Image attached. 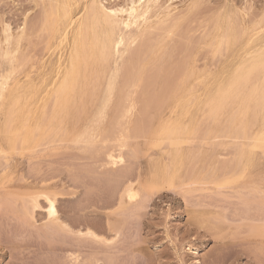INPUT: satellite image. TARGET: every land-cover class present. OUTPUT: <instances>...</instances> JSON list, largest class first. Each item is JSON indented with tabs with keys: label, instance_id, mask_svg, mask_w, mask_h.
I'll return each instance as SVG.
<instances>
[{
	"label": "rangeland",
	"instance_id": "rangeland-1",
	"mask_svg": "<svg viewBox=\"0 0 264 264\" xmlns=\"http://www.w3.org/2000/svg\"><path fill=\"white\" fill-rule=\"evenodd\" d=\"M48 1L50 2V0H0V74L4 72H10V63L8 59L3 56V52L7 48L14 50L13 54L14 56H16L14 66H19L10 74V84L14 82L15 77H18L23 78L22 80L24 81H27L28 79L37 80V82L39 83L44 81L43 87H45L46 84L49 83L53 78H57V80L61 78L60 74L57 76V63L60 62L62 64H66V62L68 61V56L73 46L72 36L70 35L69 38L64 41V43L60 46L58 36L54 39L49 38V32L47 28L42 25V17L44 16V12L46 11V9H48V6H50L48 4ZM79 1L80 2L78 6L75 8L76 18H79L84 13V8L92 2V0ZM99 1L106 8L111 9L123 7V5L126 6L132 0ZM193 1L198 2V5L196 7V13H198V18L202 13H204L206 17L209 16L210 19L218 17L220 14L231 13L238 20V22L241 21V19H246L247 22H249L248 19L250 20V22H252L253 20L264 21V0H160V4L163 5V9L157 12L153 11L150 15V18H148L147 22H140V26H144L143 29L145 30L147 29V35L145 34L143 36H140L139 39L134 41L131 37L132 34H135V32H137L135 29V25L129 29L123 27L122 24L116 25V37L122 36L124 37L125 41L127 40L126 43L129 44L128 51L124 54H121L117 52L116 48L114 47L116 52L114 51V49H112V56L110 58L109 64H104V62L100 59L95 60L96 63H93V61L92 63L86 65V68L84 70L85 78L83 77V80L86 83L87 87L84 93L82 94V97H80L82 98V100L79 99L80 101L77 103L74 102V104L73 101H75V99L69 101L68 108L63 109L62 112V108L60 109V107L57 108L54 106L53 109L55 110L53 111H57L58 114L61 113V115L57 114V116L55 115V113L52 112V106L49 102L48 105L50 106L48 107H51V111L48 108L45 113L49 110L50 112H52L50 114H54L51 121L49 119L52 116H50L49 114V117L48 112L47 115H44L45 113L43 114L44 116H46H43L44 118L40 113L41 111L37 110L33 112L36 117V121L39 118L41 121L42 118H47V120L45 119V121H47L45 123V126L43 123L45 122L44 120L41 124V121L39 122L40 126L38 125L37 128H40L39 130L36 129L38 131L35 138V135L33 134L35 127H33L34 129L30 131V134L29 126L28 134L30 135H27L32 137L28 138L27 136V143L24 144L25 142H23L22 138L25 134L24 131L27 129H25L26 126H24L23 123H19L21 121V117L25 118L29 116L27 104L31 103L32 100L27 102L25 101L27 98H24L18 102V105H16L15 108L10 105V102H6L3 105L4 107H1L2 111L0 109V179L2 177L4 178L1 179V181L3 182H0V264H69L68 257L73 249L71 247L72 243L70 242L71 240H73L71 238L72 234L70 232L68 234V231L66 230L60 231L57 226L55 227L54 224H50L51 221L47 220L48 215L46 209L48 206V201H46L47 199H45L46 197H44L43 195V197L40 196L42 192H49L52 195L54 192L56 194V204L60 213L61 220L66 221L74 228H77L74 226L75 224H80L78 223V221L81 222L87 220L92 223L91 225L94 224L98 227L96 228V226H94V228L92 226V228L95 231L99 232L101 236L112 237L115 234V231L112 233L107 231V228L105 230L103 228L108 227L109 224H112L111 226L116 230L118 228L117 225L120 226L121 232L118 235V238L116 239L117 245L114 244L116 245V248L115 246L112 249L109 248L112 250H110L112 252V256H110L109 258L112 257L113 259L108 258L109 262H107V264H264V237H261L264 236V233L259 234V231L262 232V229H264H261V224H263L264 226V145H261L263 148L259 147L258 149H254V151L256 152L255 160L250 164L247 163L246 160H239V156L237 154L238 146L236 144L233 145V143L230 142V138L225 139L221 137L213 141V143L209 141L207 143L204 142V144H199L196 146V143H200V140L196 139L199 141L196 142V140H194L190 142L188 126H185V124H187L186 106H188L187 90L189 85V78H187L189 65H186V55H189V51L183 44V34L184 31L187 32L189 29L188 25H190L189 19L191 17L190 6ZM63 2L65 1L59 0V3L61 5ZM107 5H109V7ZM209 6L211 8H209ZM169 7L173 8L174 10L172 11L171 15L168 16L166 9ZM240 7L242 10L240 9ZM255 9L257 12L254 11ZM175 10H178L176 11V14L179 13L177 14L179 16L174 18L172 14L176 15ZM204 10H206V12ZM242 11L244 13H242ZM252 13H254L253 15L255 18L251 20L253 16L250 14ZM170 19L174 21V23L170 22ZM161 20H163V22H161ZM187 21L189 24L187 23ZM166 23H169L170 27L168 28L171 29L175 25H177L176 30L178 33L175 30L173 32L174 36L172 32L169 34L170 36L167 34H163L165 31L168 30ZM26 24L28 25V27H26ZM44 32L47 36V39ZM180 32H182V34H179ZM8 34L11 35L9 42L5 41ZM175 34H179L177 35V38ZM161 35H167V41L165 42L164 47L161 48L158 52H156L157 54H154V56L156 55L155 58H157L158 64L160 62L161 63L158 65L156 64V62L153 65H155V67L156 65H158L159 69L164 66V68H162L163 70H158V67L154 68L152 64V66L149 65L147 67L148 69L150 66L153 70L156 69L155 78L158 77V79H153L155 81H152L153 75L151 74V77L148 78L146 82L143 81L140 86L134 87L135 80L133 79L134 75L136 74V71H133V69L137 67V65H135L134 67V64L138 62V53L136 52L137 56H133L135 52L130 55V50H132L131 48H133L134 50L139 45L141 46L142 43V45H146L147 41L148 43L150 42V39L155 40L153 42H156L157 39H155V37L159 38V36ZM168 36L175 37L176 41L173 37L169 39ZM43 37L46 39L45 44H43ZM145 37H148L147 40L145 39ZM182 39L183 41H181ZM144 40H146V42ZM152 40L151 43H149L150 45L147 43L149 45V49L151 48V45L155 44L152 42ZM171 40L173 41V43H175V47L172 43H170ZM25 44L28 47H26ZM168 44L170 45L168 46ZM177 45H179L180 47ZM122 48L123 47H120V49ZM164 50H166L167 53L166 51L164 52ZM135 51H137V49H135ZM150 52L148 54H150ZM207 52L208 54H210L209 56ZM128 54L132 56L130 57L131 59L128 58ZM148 54L147 56H149ZM161 54H164L165 56L162 57ZM168 54L170 57L167 56ZM22 56L23 58H21ZM217 56L218 55L212 56L210 49L207 50V47L201 48L197 55L198 68H202L206 62H211L213 59H215V57L217 58ZM160 57L162 58V61L158 59ZM166 59L168 60L165 61ZM28 60L30 61L28 62ZM134 61L137 62L132 63ZM43 62H45V64L47 65V70L42 68ZM128 64L130 66L132 64L133 66L127 68L126 65L129 66ZM165 66H169L167 70ZM183 66L184 68H180ZM151 67L149 69V72H151L152 70ZM185 68H187L186 73H184L186 70ZM168 70H171V73L175 72L176 76L174 74L172 75L170 71L169 74H167ZM46 71L48 72V74H46V79H43V74L46 73ZM132 71L134 74L132 73ZM179 71L180 77H178ZM124 72H126V74H124ZM128 73L132 74L128 76ZM152 73L154 74V71ZM27 74L30 75L29 78L26 76ZM170 74L175 77L172 78ZM183 74H185V76H183ZM94 76H96V79L94 78ZM127 76L131 82H128L129 79L126 80ZM181 76L182 78L184 77V79H182ZM162 77L166 79H163ZM97 79L98 84H96ZM149 79L152 82H155L153 84V86L155 85V87H153V92L157 90V92H160V94L162 93L163 89L164 91L168 90L166 88H169V86L173 84L172 81L175 80L173 84L175 86H171L172 88H170L171 92L169 89V91L167 92L170 93H166L168 99L166 100V98H164L163 100V98H159V100H161L163 104H161V101L157 103L158 96H154L155 93L152 95L150 94V91H152V86L150 84L152 83H150ZM168 79L171 80L172 83L169 82ZM108 81L114 82V88L113 90H111V100L108 103L107 110L105 111L104 116H101L99 114V108L105 101V97L107 95V87L109 85ZM135 82L137 83V81ZM179 82H182V84ZM148 83L149 86H151V90L150 88H147L149 89L147 90L144 87ZM128 84L131 86H128ZM96 86L97 88H95ZM174 90L176 93L174 92ZM137 91H139V93ZM173 93H175L174 97ZM131 94L132 97H130ZM136 94H139L137 100H135L137 96ZM149 94L150 96H148ZM164 94L165 93H163L162 96L165 97ZM141 95L143 98L141 97ZM179 95L180 98L182 97L181 99H178ZM147 96L150 98V100ZM125 98L127 99V101ZM128 98L132 102L129 101ZM120 100L121 102L118 104L121 105V108L118 110L119 105L117 104V102H119ZM165 100L166 102H164ZM176 101L178 102L176 104L177 106L175 105ZM133 102L136 104H134L135 108L132 110L133 114L131 113L129 116L126 117V108ZM81 104L82 108L80 109ZM161 105H164L163 108H161ZM147 106L149 108H147ZM172 106L176 107L177 109H173ZM7 107H9L10 109ZM75 107L76 109L80 110L77 111L81 112L79 115L77 114ZM11 108L12 110H14V114H16L19 119L18 121L16 120V124L13 123L12 125H9V117H7V112L11 113ZM116 108V111L121 115L117 114L116 112L115 114H117L118 116H113ZM157 109H159V112ZM141 110L143 111L142 113H145V111H149L146 112V114H152L153 119L152 117H149L152 121L145 120L144 122V114L142 115L143 117H141ZM170 110L172 112H170ZM17 111H19L18 115ZM25 113L28 114L23 117ZM123 113L125 115H123ZM32 116L33 115H30V117L28 118L32 119ZM55 116L56 120L54 119ZM134 116L136 118H134ZM96 117H98V119L100 120H97ZM115 117L118 118L115 119ZM111 118H113V121L110 122ZM128 118L130 120H127ZM141 118L143 119V121L141 120ZM171 118H175L177 122H175L173 126L167 124V122H169ZM60 119L62 120L60 121ZM118 120H122L121 123ZM49 121L51 123H49ZM52 121H54V123H52ZM59 121H63L62 128L60 125L61 123ZM48 123L50 124L49 128ZM149 123H151V126L147 125ZM114 124L115 128L112 127ZM21 125H23V128L21 130L19 128L18 130L15 129V131H12L14 130L13 127H21ZM140 125H142L141 128H139ZM163 125L168 127V130L166 129L167 131L172 132V134L169 133V135H171V138L170 136H168L167 132V134H165L163 131V133L167 135L168 138L165 135L162 136V134L156 133L159 132L160 129H162L161 127L166 128ZM5 126L8 127V130L6 131L9 135H11L13 132H16V136L15 133L13 134L14 136H12V138H17L15 141L16 143L14 141L10 142L11 145L13 142L15 143V146L13 144L15 148V154L12 153L14 152L12 151V149H9L12 148V146H9L10 143L8 141H10L12 138H6L5 135L7 133L5 131ZM46 126L48 128L46 130H49L48 133L45 130ZM120 126L123 127L119 128ZM147 126L150 128H146ZM170 126L171 128H169ZM10 127L11 129L9 130ZM58 127H60L58 129L60 130V137L58 136L59 132L54 130ZM136 127L138 130L136 129ZM159 127L160 129H158ZM184 127H186V129ZM144 128L146 129V131ZM109 129L116 130L112 131ZM139 129H142L144 133L143 131H139ZM154 130L156 131L153 133L151 132V136L150 131ZM10 131H12V133H10ZM52 131H55V133H52ZM110 131L114 132L113 136H111ZM147 131L148 133H146ZM20 132L22 133L19 136ZM78 132V136L80 137V139L75 136V134H77ZM86 132H89V135H87ZM177 132L179 133L178 135ZM61 133H63V136L61 135ZM106 133L108 134V136H106ZM104 134H106L104 137L107 140L105 141L104 138L103 141L105 142L100 139ZM109 134L111 137L109 136ZM146 134L148 135L146 136ZM155 134L159 136L157 137V135ZM45 135L46 137H44ZM118 135L120 137H118ZM74 136L76 137V139L78 138L79 140L74 141ZM140 136L142 138H140ZM51 137H53L54 139L55 137H58L56 138L58 139V141L56 139L55 141H61L59 143H49L51 139H53ZM71 137H73L74 140L71 139ZM85 137H87L88 140L90 137V140H93L94 138V142H99L103 145L100 144L99 146V144L97 143L98 145L96 144L95 146V143H91L93 141H88L87 138L86 140L89 144H85L84 141L87 142L85 139H83ZM157 138H159V141L160 138L164 139L165 142L164 140L162 141V139L161 141L165 144L159 142ZM46 139L47 141H49L47 144H45L44 142L46 141ZM70 139L74 143V145L69 141ZM124 139L127 140L125 141ZM122 140H124V142ZM172 140L173 146H169L168 144H170L169 142L172 143ZM174 140H179L177 141V143L181 144L182 142L183 144H181L180 146H174L176 145V142ZM144 141L147 142L146 145H144ZM148 141H151L153 144L158 141L160 145L162 143V146H168H161L160 148L157 147L155 149L154 147L156 146H154L153 144H150L153 147L147 145L149 144ZM42 142L45 147L43 146L42 149L41 145L40 149L39 144ZM79 142H83V145L88 144L90 146L89 148L91 149H89L87 146L84 147L81 143L79 144ZM158 142L155 144H158ZM166 142H168V144ZM216 142L218 144H216ZM109 143H112L113 145ZM123 143H126L124 144L125 146H122ZM92 144H94L95 146H93L95 151L92 150ZM215 144L217 147L215 146ZM107 145H109L110 148H108ZM232 145L234 147H232ZM34 146L36 148L38 147L39 149H35L36 151H34ZM139 146L140 149L138 148ZM145 146L147 147V149L145 148ZM17 147L19 148L18 150ZM24 147L27 150H25ZM126 147L128 148L127 151H130L129 153L126 151ZM129 147L131 148V150ZM61 148L64 149L61 150ZM87 148L88 150H90V153H86L88 151L84 150ZM101 148L102 150H104L103 152ZM114 148H117L115 149L116 151L114 150ZM48 150H50V152ZM122 150L125 151L123 152ZM132 150H134V153ZM137 150H140V152H137ZM143 150L145 152L146 150H148L147 154L143 152ZM114 151L116 152V154L119 153V155H116L115 158L117 156L120 157V153L122 158L118 159L117 157L115 159L113 157V159H109L108 153H113L112 155L114 156ZM21 152L23 153V155L21 154ZM11 153L13 155H11ZM262 153L263 155H261ZM19 154L22 156H20ZM160 155H162V157ZM167 155L169 156L166 157ZM115 161L118 162L115 163ZM169 166L170 168H167ZM243 166H245L246 170L245 168L243 169ZM202 167H204V169H202ZM227 170H229V172ZM218 172L220 173L219 176ZM222 172L223 174H221ZM240 175L242 176V178H240ZM197 177L199 179H197ZM234 177L239 178L238 180L235 179L237 182L231 181L232 179H234ZM204 178L205 180H203ZM227 178L229 179L230 183L229 181H227L228 183L224 184L223 181ZM144 179L145 181H143ZM197 181H200L202 184L198 183ZM131 182L132 187L137 188V190L135 191L138 192V195L135 198H131L126 193V188L128 186H131L129 184ZM188 182L190 185L187 186L186 183ZM195 182L197 183L192 186L191 183ZM203 182H206V184L208 183L206 185L207 187L205 186V184H203ZM238 182L239 184H246H242L244 186H236L237 184L234 186V183ZM167 183H169L168 186ZM217 183L219 185L223 183L224 185L222 186L221 184V186H218ZM118 184L121 187L115 186ZM160 185H162L163 187ZM184 185L186 186L184 187ZM226 185L228 186L226 187ZM159 186L160 188H158ZM230 186H232L233 188H229ZM256 188L257 190H259L260 188V191L254 190ZM240 190L242 191V193ZM39 192H41V194H39ZM261 192L263 193V197L261 196ZM31 194L33 195V197H37V194H39V207L41 208L34 207V198H32V196H29ZM124 194L126 195L125 197H127L126 199H129V203H127L128 200H125ZM13 195L17 196L15 197ZM121 195L125 203H123L124 201L122 200ZM256 199L258 201L262 199L261 203H259ZM31 201H33V203ZM122 203L124 204V206ZM48 219L50 218L48 217ZM258 224H260V226ZM252 234L254 235L252 236ZM98 243L101 245L99 246ZM102 243L101 241L94 243L92 242L93 246L92 248H90L92 253H98L100 257L103 256V253L105 254L106 250H103V248H105L107 244L104 245L105 243ZM95 244L96 246H94ZM117 249L119 251L118 254H116ZM89 252L90 251L86 249L85 254H89ZM111 260H113L114 262H111ZM100 264H103V262L101 261Z\"/></svg>",
	"mask_w": 264,
	"mask_h": 264
},
{
	"label": "bare ground",
	"instance_id": "bare-ground-1",
	"mask_svg": "<svg viewBox=\"0 0 264 264\" xmlns=\"http://www.w3.org/2000/svg\"><path fill=\"white\" fill-rule=\"evenodd\" d=\"M61 1V0H60ZM65 2L62 3V5L59 3V0H50V2L48 1V4L50 6H48V9H46V11L44 12V16L42 18L43 20V23L42 25L47 28L48 32H49V38L50 39H54L56 38L57 36L59 37V46L62 45L64 43V41H66L69 36L71 35L72 36V43H73V46H72V49L69 53V56H68V61L66 62V64H62L60 62L57 63V69H58V72H57V76L60 74L61 75V78L59 80H57V78H53L49 83L46 84L45 87H43V82L39 83L37 82V80H34V79H28L27 81H24L22 80L23 78H18V77H15L14 78V82L12 84H10V81H9V78L11 77V73L17 69L19 66L18 65H15L14 66V63H15V60H16V56H14V50H11L9 48L5 49L4 52H3V56L6 57L10 63V72L6 73H2L0 74V109L1 107L6 103V102H10L11 106L12 107H16V105H18V102L24 98H27L25 101H31V103L27 104V110H28V113H25V115L23 117H25L27 114L29 116L25 117V118H22L21 117V121L19 123H23L24 126H26L25 132L24 131V137L22 138L23 139V142H25L24 144L27 143V140L28 138L32 137V136H28L31 134V130L34 129L33 127H35L34 129V132L33 135L34 138L36 137V134H37V131L39 130L38 125H39V122L41 121L40 118L37 119L36 121V117L35 115L33 114L34 111H41L40 113L42 114V117L44 115H47V112H48V116L50 113H55V115L57 116L58 112L56 111H53L55 109V107L59 108L60 109L62 108L61 112L63 111V109H67L68 108V105H69V101H72L73 99H75V101H73V104L74 102L77 103L79 102L80 100H82V94L84 93L85 89H86V83L84 82V78H85V74H84V70L86 68V65L92 63H96L95 60H102L104 62V64H109L110 62V58L112 56V49H114V47L116 48V51L121 53V54H124L125 52L128 51V46L129 44L126 43L124 37L122 36H119V37H116V33H115V27L116 25L118 24H122L123 27H125L126 29H129L131 28L132 26H136V31L135 34H132V37L133 40H137L139 39L140 36H143V35H147L146 31L147 29H143L144 26H140V22H147L148 21V18H150V15L151 13L154 11H161L163 9V5L160 4V0H132L130 3H128L126 6L123 5V7H117V8H111V9H108L106 8L99 0H92V2L87 5L85 8H84V13L79 17V18H76V15H75V8L78 6L79 4V0H64ZM84 1V0H83ZM88 1V0H87ZM105 1V0H104ZM178 1V0H177ZM223 1V0H222ZM239 1V0H238ZM41 2V1H40ZM55 2V3H54ZM165 2V1H164ZM229 2V1H228ZM234 3V2H233ZM108 4V3H107ZM61 5V6H60ZM122 5V4H121ZM198 5V2L197 1H193L191 3V6H190V13H191V17L189 19L190 21V25L189 26V29L188 31H184V46H186V49L189 51H187L189 53V55L187 57V62H186V65L188 64L189 65V70H188V77L189 78V85H188V106L187 107V111H186V116H187V121L185 124V126L187 125L188 126V134H189V140L190 142L196 140V139H199L200 140V143H196V146L199 145V144H204V142H209L211 141L213 143V141H215L216 139L218 138H230V142L234 144H236L238 146V156H239V160H246L247 163H250L253 162L255 160V156H256V152L254 151V149H258L259 147H262L261 145H264V21L262 20H259V21H255L253 20L252 22H250V20L248 19L249 22L246 21V19H241V21L238 22V20L231 14V13H225V14H220L218 17H215V18H209L206 17V15L204 13H202L200 15V17L198 18L197 17V14L196 13V7ZM234 5V4H233ZM246 5V4H245ZM260 5V4H259ZM83 6V5H82ZM109 7V5H107ZM207 6V5H206ZM214 6V5H213ZM212 6V7H213ZM247 6V5H246ZM226 7V6H225ZM237 7V6H236ZM254 7V6H253ZM209 8H211L209 6ZM233 8V7H232ZM235 8V6H234ZM184 9V8H183ZM201 9V8H200ZM199 9V11H200ZM241 9V7H240ZM262 9V8H261ZM174 9L173 8H167L166 11H167V15H171L172 11ZM186 10V9H185ZM202 10V9H201ZM242 10V9H241ZM176 11L178 10H175V14H176ZM203 11V10H202ZM206 12V10H204ZM255 12L256 9L254 10ZM252 12V11H251ZM254 12V13H255ZM261 12V11H259ZM183 13V12H181ZM242 13H244L242 11ZM254 13L250 14L252 15L253 17L251 18V20L254 17ZM78 14V12H77ZM179 14V13H177ZM174 15V18L179 16V15ZM237 14V13H236ZM260 14V13H258ZM80 15V14H79ZM161 15V13H160ZM257 15V14H256ZM255 15V16H256ZM40 16V17H41ZM246 16V15H244ZM242 17V16H240ZM251 17V16H250ZM249 18V17H248ZM172 19V18H171ZM170 19V20H171ZM199 19V20H198ZM35 21V20H34ZM39 22V21H38ZM161 22H163V20H161ZM172 23H174V21H170ZM169 22V23H170ZM169 23H166L167 25V28L170 27L169 26ZM170 23V24H172ZM188 23V21H187ZM196 23V24H195ZM198 23V24H197ZM189 24V23H188ZM27 25V24H26ZM173 25V24H172ZM28 27V25L26 26ZM43 27V29H44ZM166 27V26H164ZM24 28V27H23ZM177 28V25H175L172 29L171 28H168L171 29V30H167L165 31L163 34H167L169 35L171 32L173 33ZM187 28V26H186ZM28 29V28H27ZM163 29V28H162ZM160 30V29H159ZM158 30V32H159ZM179 30V29H178ZM42 31V30H41ZM157 31V29H156ZM162 31V30H161ZM199 31V32H198ZM46 32V31H45ZM44 32V34H45ZM177 32V30H176ZM198 32V33H197ZM152 33V32H151ZM178 33V32H177ZM200 33V34H199ZM14 34V33H13ZM153 34V33H152ZM151 34V35H152ZM179 34H182V32H180ZM177 34V35H179ZM199 34V35H198ZM27 35V34H26ZM166 35V36H167ZM176 35V34H175ZM176 35V38L178 37ZM198 35V36H197ZM3 36V34H2ZM46 36V34H45ZM44 36V37H45ZM166 36L165 35H161L159 36V38H156V42H153L155 40H152L150 39V42L151 43V40L153 43V45H151V48L149 49V43L147 41V44L146 45H142L139 47L138 46L137 48V51H135V49L133 50V48H131L132 50L131 51V54L134 53L133 56H135L137 53H138V62L137 61H134L132 63H135L137 62L136 64H134V67L135 65H137V67H135L133 69V71H136V76L134 75V79L135 81H137V83L134 81V87L136 86H140L142 84L143 81L146 82V80L148 78H150L151 74L153 75V78H152V81H155L158 79V77L155 78V70L156 69H152V65L155 64L158 60L157 58H155L154 54H157L156 52H158L161 48L164 47L165 45V42L167 41L166 39ZM170 36V35H169ZM168 36V37H169ZM173 36H174V33H173ZM171 36V37H173ZM43 37V38H44ZM169 37V39L171 38ZM11 38V35L8 34L5 41H8L10 40ZM148 38V37H147ZM147 38L145 37V39L147 40ZM176 41V38L173 37ZM172 38V40H173ZM182 38V37H181ZM3 39V37H2ZM2 39H1V42H2ZM46 39H47V36H46ZM46 39L44 38V43H46ZM49 39V40H50ZM71 39V38H70ZM180 39V38H179ZM146 40H144L146 42ZM171 40L170 43L173 44V46L175 47V43H173V41ZM42 41V42H43ZM183 41V39L181 40ZM179 41V42H181ZM41 42V41H40ZM144 42V43H145ZM27 43V41H26ZM29 43V42H28ZM133 43V42H132ZM131 43V45H132ZM180 44V43H179ZM42 45V44H41ZM71 45V44H70ZM170 44H168L169 46ZM26 46V44H25ZM179 46V45H177ZM28 47V46H26ZM120 47H123L122 49H120ZM172 47V45H171ZM180 47V46H179ZM204 47H207V50L210 49L211 53H212V56H217V58L215 57V59H213L211 62H206L203 67L201 68H198L197 66V55H198V52L200 51L201 48H204ZM140 48V49H139ZM166 48V46H165ZM151 51H149V50ZM45 51V50H44ZM68 51V50H67ZM115 51V49H114ZM115 51V52H116ZM166 50H164L165 52ZM204 51V50H203ZM21 52V51H20ZM137 52V53H136ZM150 52V54H148ZM163 52V53H164ZM46 53V52H45ZM130 53V52H129ZM167 53V51H166ZM165 53V54H166ZM169 53V52H168ZM206 53V52H205ZM116 54V53H115ZM147 54L149 56H147ZM172 54V53H171ZM208 54V52H207ZM206 54V55H207ZM25 55V53H24ZM128 54V58L131 59L130 56ZM162 57L165 56L164 54H161ZM160 55V56H161ZM204 55V54H203ZM210 54H208L209 56ZM147 56V57H146ZM169 56V54L167 55ZM25 57V56H24ZM57 57V56H56ZM63 57V56H62ZM170 57V56H169ZM168 57V58H169ZM185 57V58H186ZM23 58V56L21 57ZM211 58V57H210ZM124 59V58H123ZM159 60L162 61V58H158ZM170 59V58H169ZM201 59V58H200ZM24 60V59H23ZM38 60V58H37ZM168 59H166L165 61H167ZM184 60V59H183ZM215 60V61H214ZM30 60H28L29 62ZM170 61V60H169ZM168 61V62H169ZM186 61V60H185ZM26 62V61H24ZM26 62V63H28ZM41 62V61H40ZM39 62V63H40ZM65 63V62H64ZM161 63V62H160ZM159 63V64H160ZM183 63V62H182ZM181 63V65H182ZM152 64V65H151ZM158 64V62L156 63ZM158 64V65H159ZM165 64V63H164ZM129 65V64H128ZM149 65H151V69L154 71V74L152 73L153 71L151 70V72H149V69L147 68ZM158 65H153L154 68H157ZM169 65V64H168ZM180 65V64H179ZM177 65V66H179ZM187 65V66H188ZM22 66V65H21ZM52 66V65H51ZM102 66V65H101ZM131 66H133L131 64ZM130 65L126 67L129 68L131 67ZM161 66V65H160ZM176 66V68H177ZM186 66V67H187ZM47 65L45 64V62L42 63V68L43 69H46ZM169 66H165L166 70ZM137 68V69H136ZM164 68V66L162 67ZM160 68V69H162ZM180 68H184L183 67H180ZM179 68V69H180ZM33 69V68H32ZM148 69V70H147ZM159 67H158V70H160ZM185 72H187V68H185ZM47 70V69H46ZM128 70V69H127ZM132 70V69H131ZM157 70V71H158ZM163 70V69H162ZM165 70V69H164ZM175 70V69H173ZM126 71V70H124ZM132 71V73H133ZM169 71L170 73L172 72L171 70H168V73L169 74ZM131 72V71H130ZM161 72V71H160ZM158 72V73H160ZM183 72V71H182ZM104 73V72H103ZM130 73V74H132ZM162 73V72H161ZM46 74H48V72L46 71V73L43 74V79H46ZM116 74H117V71H116ZM124 74H126V72H124ZM128 73V76L130 75ZM134 74V73H133ZM172 75L174 74L176 76V73H171ZM170 74V75H171ZM95 75V74H94ZM158 75V74H157ZM171 75V76H172ZM28 78L30 77L29 74L26 75ZM55 76V77H57ZM127 76V79L128 78ZM174 76V77H175ZM183 76H185V74H183ZM84 77V78H83ZM96 76H94L95 78ZM124 77V76H123ZM131 77V76H130ZM166 77V76H165ZM170 77V76H169ZM172 76V78H174ZM178 77H180V71L178 73ZM163 79H166L164 77H162ZM171 78V79H172ZM182 78V76H181ZM186 78V79H187ZM96 79V78H95ZM155 79V80H153ZM177 79V78H175ZM179 79V78H178ZM184 79V77L182 78ZM169 80V79H168ZM150 84L152 86V91H150V94H154V96H158L157 97V103L160 102L163 98H166V100L168 99L167 98V95L166 93H170L171 92V89L172 87H174L175 85L174 84V81L173 80V84L171 86H169V88H166L168 90H165L163 89L162 93L160 94V92L158 93L157 90L153 92V87H155V85L153 86V84L155 82H152L150 79H149ZM147 81V82H149ZM163 81V80H162ZM165 81V80H164ZM183 81V80H182ZM109 82V85L107 87V95L105 97V101L102 103V105L100 106L99 108V114L101 116H104L105 114V111L107 110V107H108V103L110 102L111 100V90H113L114 88V82L113 81H108ZM126 82V81H125ZM128 82H131L130 79ZM169 82H171V80H169ZM171 82V83H172ZM177 82V81H176ZM175 82V84H176ZM127 83V82H126ZM164 83V82H162ZM182 84V82H179ZM98 84V79H97V83ZM148 85V86H147ZM145 85L144 87L147 89V88H150L151 90V86H149V83ZM180 85V84H179ZM101 86V85H100ZM99 86V87H100ZM128 86H131L128 84ZM147 86V87H146ZM177 86V84H176ZM179 87V86H178ZM177 87V88H178ZM93 88V87H92ZM97 88V86L95 87ZM139 88V87H137ZM164 88V87H163ZM100 89V88H99ZM160 89V87H159ZM158 89V90H159ZM161 89H162V84H161ZM160 89V91H161ZM170 89V92H167L169 91ZM180 89V88H179ZM178 89V90H179ZM130 90V89H129ZM149 90V89H147ZM133 91V90H132ZM135 91V90H134ZM177 91V90H176ZM127 92V91H126ZM139 93V91H137ZM152 92V93H151ZM158 94H157V93ZM175 92V90H174ZM94 93V92H93ZM122 93V92H121ZM129 93V92H128ZM131 93V92H130ZM134 93V92H133ZM145 93V91H144ZM165 93V97L162 96V94ZM176 93V92H175ZM173 93V97H174V94ZM125 94V93H124ZM142 94V93H141ZM150 94L148 96H150ZM126 95V94H125ZM137 95V94H136ZM160 95V96H159ZM139 94L136 96V99L137 100ZM147 96V97H148ZM170 96V95H169ZM168 96V97H169ZM132 97V94L131 96ZM142 97V95H141ZM146 97V98H147ZM153 97V96H151ZM178 97V96H177ZM143 98V97H142ZM149 98V97H148ZM182 98V97H181ZM180 98V95H179V98L178 99H181ZM29 99V100H28ZM80 99V100H79ZM126 99V98H125ZM129 99V98H128ZM154 99V98H153ZM156 99V98H155ZM176 99V98H175ZM133 100V99H132ZM150 100V98H149ZM166 100L164 102H166ZM127 101V99H126ZM129 101H131L129 99ZM179 101V100H178ZM50 102L51 106H52V112L51 111V107L49 108L48 106V103ZM52 102V103H51ZM117 102V101H116ZM121 100L118 103H120ZM125 102V100H124ZM123 102V104H124ZM132 102V101H131ZM54 103V104H53ZM178 102L176 101L175 105L177 104ZM79 104V103H78ZM116 104V105H117ZM127 104V103H126ZM130 104V103H129ZM135 103H131L127 108H126V117L129 116L131 113L133 114L132 110L135 108ZM147 104V103H146ZM161 104H163V102L161 101ZM165 104V103H164ZM9 105V107H10ZM24 105V104H23ZM119 105V104H118ZM117 105V106H118ZM160 105V104H159ZM25 106V105H24ZM121 105H119L118 107V110L121 108L120 107ZM125 106V105H124ZM123 106V107H124ZM127 106V105H126ZM162 106V105H161ZM164 106V105H163ZM163 106L161 108H163ZM177 106V105H176ZM4 107V106H3ZM7 107V108H9ZM78 107V106H77ZM116 107V106H115ZM160 107V106H158ZM157 107V108H158ZM49 108V110L45 113V111ZM82 108V104H81V107L80 109ZM147 108H149L147 106ZM159 108V109H161ZM173 109H175L176 107L172 106ZM171 108V109H172ZM10 109V108H9ZM60 109H59V112H60ZM76 109V107H75ZM74 109V110H75ZM144 109V108H143ZM159 109L158 112H159ZM177 109V108H176ZM7 110V109H6ZM21 110V109H20ZM117 108L115 109V112L113 114V116L119 114L117 111ZM148 110V109H147ZM2 111V109H1ZM10 111V110H8ZM22 111V110H21ZM65 111V110H64ZM77 111H80L78 109H76V112ZM86 111V109H85ZM19 111H17V115L19 114L18 113ZM117 112V114H115ZM123 112V111H122ZM139 112V110H138ZM137 112V113H138ZM143 111L141 110L140 113H142ZM146 112H149V111H145V113H142L141 114V117H143L142 115L144 114V122L145 120H149V121H152L149 117H152V114H149L147 115ZM170 112H172L170 110ZM14 110H12L11 108V113L7 112L8 116L9 117V121H8V124L9 125H12L13 123L16 124V120L18 121L19 117L16 116V114H14ZM45 113V114H44ZM81 112H77V114L79 115ZM44 114V115H43ZM123 113V115H125ZM4 115V114H2ZM30 115H33L32 116V119L28 118L30 117ZM58 115H61V113H59ZM121 115V114H119ZM122 115V116H123ZM135 115V114H134ZM50 116H52L49 120L51 121V119L53 118L54 114H50ZM49 116V117H50ZM56 116L54 117V119L56 120ZM112 116V117H113ZM118 116V115H117ZM140 116V115H139ZM223 116V117H222ZM46 117V116H44ZM43 117V118H44ZM63 117V116H62ZM99 117V116H98ZM98 117H96L97 120H100L98 119ZM131 117V116H130ZM161 117V116H160ZM165 117V116H164ZM167 117V116H166ZM222 117V118H221ZM42 118V121L40 122V124L43 122V120L45 121V119L47 120V118L43 119ZM61 118V117H60ZM77 118V117H76ZM100 118V117H99ZM118 117H115V119H117ZM134 118H136L134 116ZM148 118V119H146ZM162 118V117H161ZM169 118V117H168ZM7 119V118H6ZM53 119V120H54ZM122 119V118H121ZM143 119L141 118V120L143 121ZM153 119V117H152ZM62 119H60L61 121ZM73 120V119H72ZM127 120H130L129 118ZM159 120V119H158ZM161 120V119H160ZM166 120V119H165ZM164 120V121H165ZM2 121V120H1ZM49 121V123H51ZM58 121V120H57ZM59 121V122H60ZM78 121V120H77ZM113 121V118L110 119V122ZM120 123L122 120H118ZM126 121V120H125ZM148 121V122H149ZM7 122V121H6ZM5 122V123H6ZM47 121L43 122L44 123V126H45V123ZM99 122V121H98ZM176 120L175 118H171V120H169V122H167V124H170L171 126H173L175 124ZM38 123V124H37ZM48 123V124H49ZM52 123H54V121H52ZM61 124V128H62V122H60ZM141 123V121H140ZM147 123V121H146ZM145 123V124H146ZM152 123V122H151ZM151 123L147 124V125H150L151 126ZM177 123V122H176ZM4 124V123H3ZM7 124V125H8ZM116 124V123H115ZM115 124L112 126L115 128ZM163 124V123H161ZM165 124V123H164ZM166 124V125H167ZM5 125V124H4ZM8 125V126H9ZM32 125V126H31ZM59 125V126H60ZM67 125V124H66ZM72 125V124H71ZM160 125V124H159ZM23 125H21V127H13L14 130L12 131H15V129H19L20 130L23 128L22 127ZM29 126H30V130H29ZM40 126V125H39ZM58 126V125H57ZM56 126V127H57ZM124 126V125H123ZM123 126H120L119 128L123 127ZM142 125L139 126V128H141ZM157 126V125H156ZM164 126V125H163ZM168 126V125H167ZM167 126H164L166 128H163L161 127L162 129H160V127L158 129L159 132H156L157 134H162L165 135L168 133V136H170L171 138V135L172 132H169L167 131L168 127ZM171 126L169 128H171ZM177 126V125H176ZM181 126V125H180ZM186 126V127H187ZM12 127V126H11ZM11 127L9 128V130L11 129ZM50 127V124L48 126V128ZM92 127V126H91ZM90 127V128H91ZM131 127V126H130ZM145 127V126H144ZM186 127H184L186 129ZM47 126L45 127V130L48 129ZM52 128V127H51ZM50 128V129H51ZM60 127H58L57 129L55 128L54 130L55 131H60L58 130ZM125 128V127H124ZM146 128H150V127H146ZM173 128V127H172ZM175 128V126H174ZM38 129V130H36ZM42 129V128H41ZM65 129V128H64ZM63 129V130H64ZM97 129V128H96ZM137 129V127H136ZM143 129V128H142ZM142 129H139V131H143ZM145 129V128H144ZM156 129V128H155ZM167 129V130H166ZM8 130V127L5 126V131ZM16 130V131H17ZM28 130L30 132V134H28ZM88 130V129H87ZM102 130V129H101ZM109 130H116V129H109ZM138 130V129H137ZM136 130V131H137ZM173 130V129H172ZM180 130V129H179ZM12 131H10V133H12ZM23 131V130H22ZM42 131V130H40ZM43 131H44V128H43ZM47 131V130H46ZM45 131V132H46ZM49 131V130H48ZM47 131V133H48ZM55 131H52V133H55ZM91 131V130H90ZM110 131L111 133V136H113V133ZM121 131V130H120ZM146 131V129H145ZM156 130L154 131H150V135L155 132ZM164 131V133H163ZM57 132V133H58ZM102 132V131H101ZM117 132V131H116ZM138 132V131H137ZM152 132V133H151ZM167 132V133H166ZM179 132V131H178ZM177 132V135L179 134ZM1 133V131H0ZM7 133V131H6ZM5 133V134H6ZM15 133V136H16V132H13L11 135H8L6 134V138L7 137H11L14 136L13 134ZM22 132L19 133V136ZM42 133V132H41ZM142 133V132H141ZM144 133V131H143ZM142 133V134H143ZM148 133V131L146 132ZM18 134V132H17ZM28 134V135H27ZM46 134V133H45ZM63 133H61L62 135ZM79 132L77 134H75L76 137H78L80 139V137L78 136ZM87 135H89V132L87 133ZM102 134V133H101ZM107 134V133H106ZM104 134L100 139L103 141L104 140V136L106 135ZM155 134V135H157ZM47 135V134H46ZM46 135L44 137H46ZM86 135V136H87ZM94 135V134H93ZM92 135V136H93ZM98 135V134H97ZM144 135V134H143ZM148 134H146L147 136ZM154 135V134H153ZM174 135V134H173ZM4 136V137H5ZM23 136V135H22ZM21 136V137H22ZM28 136V138H27ZM54 136V134H53ZM60 137V132H59V135ZM63 136V135H62ZM74 136L75 140L73 137H71V139H73L74 141H77L79 140L78 138L76 139V137ZM108 136V134L106 135ZM110 136V134H109ZM110 136V137H111ZM115 136V135H114ZM152 136V135H151ZM159 135H157L158 137ZM161 136V135H160ZM167 138L168 136L165 135ZM117 137V136H116ZM118 137H120L118 135ZM124 137V136H123ZM200 137V138H199ZM10 138V139H11ZM27 138V139H26ZM50 138V136H49ZM48 138V139H49ZM53 138V137H51ZM58 138V137H55V139ZM87 137L83 138L86 140ZM91 138V137H90ZM89 138V140H90ZM93 138V137H92ZM103 138V139H102ZM114 138V137H112ZM127 138V137H126ZM129 138V136H128ZM140 138H142L140 136ZM14 139V140H13ZM17 139V138H16ZM16 139L13 137L10 141H8L9 143L12 142V141H16ZM55 139H51V141H44L45 144H47L48 142L49 143H59L57 142L58 139H56L57 141H55ZM65 139V138H64ZM71 139L69 140L71 143H73L71 141ZM118 139V138H117ZM158 141H159V138H157ZM160 138V141L159 142H162L164 139ZM19 140H20V137H19ZM37 140V139H36ZM53 140V141H52ZM63 140V139H62ZM88 140V138H87ZM86 140V141H87ZM88 140V141H89ZM92 140V139H91ZM90 140V141H91ZM116 140V138H115ZM125 141L127 139H124ZM124 140H122L124 142ZM145 140V139H144ZM199 140H196L199 141ZM224 140V139H223ZM229 140V139H228ZM7 141V139H6ZM18 141V140H17ZM30 141V139H29ZM84 141V140H83ZM84 141V143H88ZM93 142L91 143H95V146L96 144L98 143L99 146L101 143L99 142H94V138L92 140ZM105 141L106 138H105ZM103 141V142H105ZM110 141V140H109ZM158 141H156L155 143H157ZM171 141V140H170ZM175 141V140H174ZM179 141V140H177ZM176 142V145L174 146H180L181 144H183L181 142V144H178ZM188 141V140H187ZM7 142V143H8ZM10 143L9 146H12V148H9V149H12V152L13 154H15V143ZM143 142V141H142ZM144 145H146V141H144ZM149 142V141H148ZM151 142V141H150ZM149 144H147L148 146L150 144H153L152 142ZM154 142V140H153ZM153 144L155 149L157 147H161L162 146V143L165 144V140L164 142L161 143V145L159 144ZM189 142V143H190ZM202 142V143H201ZM210 142V143H211ZM8 143V144H9ZM20 143V142H19ZM36 143V142H35ZM67 143V142H66ZM81 142H79L80 144ZM83 143V142H82ZM81 143V144H82ZM168 144V142H166ZM170 144H168L169 146H173V140H172V143L169 142ZM261 143V144H260ZM7 144V145H8ZM14 144V146H13ZM23 144V145H24ZM37 144V143H36ZM76 144V142H75ZM83 145L84 147L87 146L88 148L90 147L88 144L87 145ZM97 144V145H98ZM105 144V143H104ZM107 144V143H106ZM109 144H112V143H109ZM126 144V143H123L122 146ZM193 144V143H192ZM216 144H218L216 142ZM215 144V146H216ZM41 145H42V149H43V146L45 147V145H43V142L39 144V148L41 149ZM58 145V144H57ZM74 145V143H73ZM103 145V144H101ZM113 145V144H112ZM111 145V146H112ZM118 145V144H117ZM160 145V146H159ZM167 145V146H168ZM195 145V143H194ZM193 145V146H194ZM211 145V144H210ZM209 145V146H210ZM232 145V147H234ZM1 146V145H0ZM18 146V145H16ZM19 146H22V145H19ZM36 146V145H35ZM34 146V151H36L35 149H39L38 147L36 148ZM38 146V145H37ZM53 146V145H51ZM55 146V145H54ZM82 146V147H83ZM94 144H92V150L95 151L94 149ZM108 148L109 145H107ZM125 146V145H124ZM151 146V145H150ZM165 147H167L166 145H163ZM162 146V147H163ZM186 146V144H185ZM208 146V147H209ZM236 146V147H237ZM69 147V146H68ZM80 147V145H79ZM103 147V146H102ZM116 147V146H115ZM153 147V146H151ZM207 147V145H206ZM217 147V146H216ZM235 147V148H236ZM264 147V146H263ZM262 147V148H263ZM1 148V147H0ZM25 148V147H24ZM60 148V147H59ZM87 149H84L85 151L87 150L88 152L86 153H90V150ZM99 148V147H98ZM130 148V147H129ZM140 149V146L138 147ZM145 148L147 149V147L145 146ZM158 148V149H159ZM186 148V147H185ZM210 148V147H209ZM212 148V147H211ZM4 149V148H2ZM1 149V150H2ZM14 149V150H13ZM19 148L17 147V150ZM22 149V148H21ZM50 149V148H49ZM56 149V148H55ZM54 149V150H55ZM64 149V148H61V150ZM71 149V148H70ZM91 149V148H89ZM117 149V148H114V150ZM122 149V148H121ZM120 149V150H121ZM127 147H126V151H127ZM162 149V148H161ZM177 149V148H176ZM215 149V148H214ZM25 150H27L25 148ZM24 150V151H25ZM31 150V149H30ZM60 150V149H58ZM83 150V149H82ZM81 150V151H82ZM83 150V151H84ZM91 150V151H92ZM102 150V148H101ZM109 150V149H108ZM131 150V148H130ZM174 150V149H173ZM178 150V149H177ZM176 150V151H177ZM207 150V149H206ZM4 151V150H3ZM7 151H10V150H7ZM50 152V150H48ZM104 150H102L103 152ZM106 151V150H105ZM116 151V150H115ZM114 151V152H115ZM123 152L125 150H122ZM133 153H134V150H132ZM151 151V150H150ZM159 151V150H158ZM179 151V150H178ZM187 151V149H186ZM199 151V150H198ZM264 151V150H263ZM65 152V151H64ZM73 152V151H72ZM100 152V150H99ZM128 152V151H127ZM130 152V151H129ZM128 152V153H129ZM137 152H140V150H137ZM142 152V151H141ZM143 152H145L143 150ZM148 150H146V154H147ZM163 152V150H162ZM161 152V153H162ZM193 152V151H192ZM262 152V151H261ZM260 152V153H261ZM2 153V152H1ZM9 153V152H8ZM11 153V155H13ZM28 153V152H27ZM54 153V151H53ZM59 153V152H57ZM80 153V152H79ZM82 153V152H81ZM84 153V152H83ZM85 153V154H86ZM160 153V152H159ZM214 153V152H212ZM236 153V152H235ZM7 154V152H6ZM21 154L23 155V153L21 152ZM51 154V153H50ZM113 153H108V156H109V159H113V157L115 158L116 155H119L116 154L115 152V155L113 156L112 155ZM125 154V153H124ZM141 154V153H140ZM3 155V154H2ZM20 155V154H19ZM20 155V156H22ZM33 155V154H32ZM157 155V153H156ZM172 155V154H171ZM196 155V154H195ZM263 155V153L261 154ZM19 156V157H20ZM134 156V154H133ZM144 156V154H143ZM162 157V155H160ZM165 156V155H164ZM169 155H167L166 157H168ZM11 157V156H10ZM106 157V156H105ZM118 159L122 158L121 157V153H120V157L117 156ZM116 157V158H117ZM193 157V155H192ZM197 157V156H196ZM263 157V156H262ZM115 158V159H116ZM129 158V157H128ZM135 158V157H134ZM4 159V158H3ZM106 159V158H105ZM132 159V157H131ZM158 159V158H157ZM163 159V158H162ZM198 159V158H197ZM7 160V159H6ZM5 160V161H6ZM222 160V159H221ZM220 160V161H221ZM122 161V160H121ZM163 161V160H162ZM218 161V160H217ZM14 162V161H13ZM110 162V160H109ZM114 162V160H113ZM118 161H115V163H117ZM245 162V163H246ZM145 163V162H144ZM227 163V162H226ZM225 163V164H226ZM239 163V162H238ZM237 163V164H238ZM7 164V163H6ZM94 164V163H93ZM163 164V162H162ZM146 165V164H145ZM236 165V164H235ZM245 165V164H243ZM5 166V165H4ZM234 166V165H233ZM242 166V164H241ZM12 167V166H11ZM15 167V166H14ZM222 167V166H221ZM232 167V166H231ZM247 167V166H246ZM167 168H170L167 167ZM190 168V167H189ZM233 168V167H232ZM238 168V167H237ZM245 168V166H243V169ZM194 169V168H193ZM202 169H204V167H202ZM224 169V168H223ZM229 169V168H228ZM9 170V169H8ZM94 170V169H93ZM237 170V169H236ZM246 170V168H245ZM13 171V170H12ZM100 171V170H99ZM116 171V170H115ZM214 171V170H213ZM219 171V169H218ZM229 172V170H227ZM231 171V170H230ZM244 171V170H243ZM242 171V172H243ZM104 172V171H103ZM120 172V171H119ZM202 172V171H201ZM10 173V171H9ZM115 173V172H114ZM191 173V172H189ZM193 173V172H192ZM213 173V172H212ZM215 173V172H214ZM226 173V171H225ZM245 173V172H244ZM91 174V173H90ZM113 174V173H112ZM117 174V173H116ZM151 174V173H150ZM184 174V173H183ZM207 174V173H206ZM223 174V172L221 173ZM2 175V173H1ZM10 175V174H9ZM168 175V174H167ZM185 175V174H184ZM220 175V173L218 172V176ZM225 175V174H224ZM243 175V174H241ZM240 175V178H242V176ZM100 176V175H98ZM187 176V175H186ZM223 176V175H222ZM245 176V175H244ZM12 177V176H11ZM184 177V176H183ZM189 177V176H188ZM187 177V178H188ZM4 178V177H2ZM1 178V179H2ZM8 178V177H7ZM186 178V179H187ZM193 178V177H192ZM233 178V177H231ZM0 179V182H3L1 181ZM9 179V178H8ZM74 179V178H73ZM72 179V180H73ZM197 179H199L197 177ZM238 180L239 178L238 177H234V179H230L231 181L235 182L236 180ZM14 180V179H13ZM77 180V179H76ZM151 180V179H150ZM205 180V178L203 179ZM242 180V179H241ZM240 180V181H241ZM75 181V180H74ZM145 181V179L143 180ZM222 181V180H221ZM227 181H229V179H225L223 182L224 184L225 183H228ZM9 182V181H8ZM170 182V180H169ZM198 183H201L200 181H197ZM197 182L195 183H191L192 186L194 184H196ZM232 182V183H233ZM237 182V181H236ZM147 183H150V182H147ZM152 183V182H151ZM164 183V182H163ZM184 183V182H183ZM219 183V182H218ZM217 183L218 186H222L224 185L223 183H221L220 185ZM230 183V181H229ZM7 184V183H6ZM117 184V183H116ZM130 185L132 184L129 183ZM141 184V183H140ZM165 184V183H164ZM169 183H167V186H168ZM185 184V183H184ZM187 186L190 185L189 182L186 183ZM202 184V183H201ZM203 184H205V186L208 184H206V182ZM210 184V183H209ZM237 184V185H236ZM242 184H246V183H242ZM242 184H239L238 183H234V186H244ZM251 184V183H250ZM76 185V184H75ZM128 185V184H127ZM144 185V184H143ZM163 185V184H162ZM160 185V186H162ZM182 185V184H181ZM180 185V186H181ZM212 185V184H211ZM115 186H120L119 184L118 185H115ZM142 186V185H141ZM158 186V185H157ZM160 186L158 188H160ZM164 186V185H163ZM162 186V187H163ZM183 186V185H182ZM186 185H184L185 187ZM191 186V187H192ZM204 186V187H205ZM214 186H215V182H214ZM217 186V188H218ZM228 185H226L227 187ZM233 186V185H232ZM232 186H230L229 188H233ZM247 186H251V185H247ZM264 186V185H263ZM6 187V186H5ZM121 187V186H120ZM170 187V186H169ZM207 187V186H206ZM259 187V186H258ZM119 188V187H118ZM135 187H132L131 186H128L126 188V193L128 196H130L131 198H135L137 195H138V192L135 191L137 190V188ZM172 188V186H171ZM174 188V187H173ZM177 188V187H176ZM179 188H182V187H179ZM211 188V187H210ZM236 188V187H235ZM246 188V187H245ZM263 188V187H262ZM28 189V188H27ZM125 189V188H124ZM175 189V188H174ZM189 189V188H188ZM187 189V190H188ZM195 189V188H194ZM202 189V188H201ZM206 189V188H205ZM241 189H244V188H241ZM247 189V188H246ZM7 190V189H6ZM234 190H238V189H234ZM256 191H260V188L259 190L254 189ZM264 190V189H263ZM261 190V191H263ZM29 191H32V190H29ZM37 191V190H36ZM241 191V190H240ZM255 191V192H256ZM19 193V192H18ZM38 193V192H37ZM123 193H124V190H123ZM242 193V191H241ZM34 194V193H32ZM29 195L30 197L32 196V198H34V203L33 201H31L34 205V207H39L40 206V203H39V194H41V192H39V194L35 195L37 197H33V195ZM251 194H252V191H251ZM258 194V193H257ZM262 192H261V196H262ZM44 196L46 197L45 199H47L46 201H48V206H47V215L50 219H48L47 217V220L48 221H51L50 224H54L55 227L57 226L58 229L61 231V230H66L68 231V234L69 232L72 234V239L70 242L72 243L71 244V247L73 248H70L72 249V252H70L69 254V264H100V262L102 261L103 264H107L108 261V258L111 255V249L116 248V245H117V241L116 239L118 238V235L120 234L121 232V229H120V226H116V230L109 224L108 227H105L103 228L104 230L107 228V231L109 232H114L115 231V234L112 236V237H107V236H101V234L97 231H95L92 226H96V225H91L92 223L90 221H78V223L80 224H75L74 226L77 227V228H74L72 227L69 223H67L66 221H62L61 220V217H60V213H59V210H58V207H57V197H56V194L53 192V195L50 194L49 192L48 193H43L40 195V196ZM74 195V194H73ZM123 195V194H122ZM122 195H121V198H122ZM254 195V193H253ZM11 196V195H10ZM13 196H17V195H13ZM24 196V195H23ZM42 196V197H43ZM126 195L124 194V197ZM258 196V195H256ZM260 196V197H261ZM14 197V198H15ZM29 197V198H30ZM263 197V196H262ZM127 197H125V200L129 203V199H126ZM257 198V197H255ZM254 198V199H255ZM259 198V197H258ZM123 200V198H122ZM257 200V199H256ZM75 201V200H74ZM124 201V200H123ZM258 201V200H257ZM262 199L259 200L258 202L261 203ZM125 203V201L123 202ZM122 203V204H123ZM264 204V202H263ZM124 206V204H123ZM28 207V206H27ZM33 207V208H34ZM41 208V207H39ZM34 210V209H33ZM32 210V211H33ZM78 210V209H77ZM34 213V212H33ZM33 215V214H32ZM28 218V217H27ZM33 218V217H32ZM85 218V217H83ZM82 218V219H83ZM34 219V218H33ZM76 222V221H75ZM113 222V221H112ZM111 222V223H112ZM118 223V222H117ZM72 224V223H71ZM108 224V223H107ZM114 225V226H115ZM260 226V224H258ZM263 226V224H261ZM261 226V229L264 228V226L262 227ZM255 227V226H254ZM258 227V226H257ZM95 228V227H94ZM96 228H98L96 226ZM259 228V227H258ZM260 229V230H261ZM101 230V229H100ZM99 230V231H100ZM264 229H262V232L259 231V234L261 233H264L263 232ZM102 231V230H101ZM54 232V230H53ZM106 233V232H105ZM256 234V233H254ZM252 234V236L254 235ZM263 235V234H262ZM71 236V235H70ZM261 237H264V236H261ZM68 241V240H67ZM104 242L107 246L104 249L105 250V254L103 253V256L100 257V255H98V253L94 254L92 253V251L90 250V248H92L93 244L92 242ZM116 244V245H114ZM264 244V243H263ZM98 245L100 246L101 244L98 243ZM96 246V244L94 245ZM97 246V247H99ZM102 246H103V243H102ZM119 246V245H118ZM117 246V247H118ZM59 248V247H58ZM96 248V247H95ZM111 248V249H109ZM120 248V247H119ZM86 249H88L90 252L89 254H85L86 252ZM102 250V249H101ZM111 250V251H110ZM115 250V249H114ZM113 250V251H114ZM121 250V249H120ZM95 251V250H94ZM115 252V251H114ZM118 254V249L116 251ZM100 254V253H99ZM109 259H113L112 257L109 258ZM113 260H111L112 262ZM114 262V261H113ZM112 264V263H111Z\"/></svg>",
	"mask_w": 264,
	"mask_h": 264
}]
</instances>
